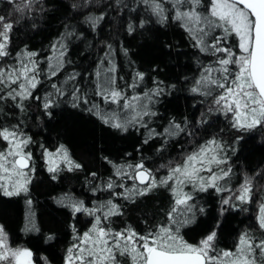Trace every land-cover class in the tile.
I'll list each match as a JSON object with an SVG mask.
<instances>
[{"label": "trees", "instance_id": "16d2710c", "mask_svg": "<svg viewBox=\"0 0 264 264\" xmlns=\"http://www.w3.org/2000/svg\"><path fill=\"white\" fill-rule=\"evenodd\" d=\"M23 2L0 0V15L14 23L8 45L10 55L0 60V66L26 59L23 56L26 51L36 52L42 83L35 96L52 92V83L60 85L70 73L77 72L80 76L75 83L90 103L73 107L70 95H66L57 106L46 111L42 100H26L22 108L11 100L0 102V128L19 126L20 131L31 137L25 151L32 153L31 163L35 168L29 173L27 193L9 197L0 190V224L4 225L12 247L29 249L35 264H64L68 249L78 243L75 237L89 231L95 222L93 216L84 212L73 214L68 205L77 201H83L87 208L109 200L119 205L122 215L104 221V226L114 231L131 228L141 235L154 232L168 223L175 201L171 188L158 187L147 195L133 194L127 199L113 195L131 189L135 183L127 177L122 181L116 177L114 166L134 165L143 160L159 180L167 176L169 167L182 162L187 154L213 138L229 147L227 167L232 168V173L219 183L222 189L230 188V191L209 188L207 192H194V200L190 202L195 204L194 220L181 227L179 234L188 243L197 244L215 230L218 250H234L240 235L246 231L257 240L264 239V229L258 223L261 208L254 201L257 195H262L264 200V127L233 128L229 114L221 110L209 114L206 110L218 90L213 89L210 96L191 91L203 68L214 64L215 56L194 47V41L178 22L171 19L163 24L156 22L141 0H35L30 10L17 12V5ZM209 3L210 0H202L201 10ZM100 15L104 19L95 27L87 22V17ZM140 21H145L143 28L137 26L134 32L127 31L129 23L138 25ZM214 34H221V30ZM58 41L67 49L65 66L56 77L46 80L48 58H54L62 50ZM106 45L112 46L109 60H105V53H109ZM238 45L239 37L230 35L227 46L236 55ZM112 63L115 72L106 73ZM97 69L102 74L114 75L119 87L133 83L137 72L144 73L143 81L135 89H126L129 96L157 86L163 89L150 105L157 115L145 118L147 127H129L124 132L103 123L88 110L93 102L104 111L116 108L95 95ZM72 84L70 81L63 85L69 93ZM171 121L182 126L186 122L185 131L175 136L164 133ZM150 130L162 135L150 136ZM60 145L67 148L73 161L83 166L81 169L70 171L65 162L52 161L53 156L46 155V152L56 154ZM7 148L8 142L0 138V151ZM57 165L58 171H48ZM244 176L255 178L251 203L232 197L228 205L223 204ZM109 179L116 184L122 182L124 187L105 189ZM183 191L192 192L191 186ZM200 208L204 211L200 212ZM119 259L120 264H133L130 256Z\"/></svg>", "mask_w": 264, "mask_h": 264}, {"label": "snow or ice", "instance_id": "6c2138e0", "mask_svg": "<svg viewBox=\"0 0 264 264\" xmlns=\"http://www.w3.org/2000/svg\"><path fill=\"white\" fill-rule=\"evenodd\" d=\"M35 0H24L17 5V12L30 10ZM147 10L156 18L158 23H167L174 20L185 29L194 41L193 46L201 52L215 56L214 64L203 68L200 79L191 89L194 93L205 96L212 95V90H218L213 103L225 115L232 114V127L242 130H251L264 127V0H210L206 9H202V0H141ZM169 5L170 7H167ZM104 15L89 16L87 22L95 27ZM145 21L138 25L129 23L127 31L132 33L136 27L143 28ZM14 23L0 15V60L10 55L8 45L11 40V31ZM217 29L221 34H214ZM235 34L239 37L241 55L237 56L228 45V37ZM73 35V33H68ZM62 49L57 56L49 57L48 70L45 79L56 77L65 66L66 46L62 41L57 42ZM56 45H53L55 48ZM109 53H105V60L110 59L111 45H106ZM127 54V50H124ZM38 53L26 51L23 56L11 66H0V102L11 100L22 108L24 101L42 100V107L48 109L57 106L59 99L70 95L72 106L90 103L86 94L81 92L75 83L80 73H70L62 84H51L52 92L43 97L35 96V90L41 85L40 61L35 59ZM55 63H52V60ZM70 63V61H68ZM101 64L104 63L102 60ZM115 64L106 69V73H114ZM144 73L137 72L133 83L124 87L117 86L114 75L102 74L100 69L95 72V95L105 104L115 105L112 111L102 110L98 104L92 103L88 109L103 123L110 127L127 132L129 127H147L145 118L157 115L150 107L154 97H159L163 89L159 86L142 94L129 96L126 89H135L139 81H143ZM73 82L70 93L65 90L64 84ZM147 101V103H145ZM51 115V113H48ZM186 129L175 121L170 122L164 133L169 136L178 135ZM151 135H162L150 130ZM0 138L8 142V148L0 151V190L5 196L19 195L28 192L30 183L29 173L34 172L32 153L25 151L31 143V137L20 131L19 126L14 128H0ZM147 143V140H145ZM48 157L54 154L46 152ZM55 155L66 163L68 169H81L83 166L76 163L69 156L64 145H60ZM107 159V158H105ZM111 163V161H109ZM228 165L223 143L213 138L196 151L187 154L182 162L169 167L167 176L157 180L151 169L145 167L143 160L134 165H117L115 176L127 177L135 183L131 189L122 192H113V195L123 196L126 199L135 196H144L158 187L171 188L174 196V206L168 214V223L160 225L154 232L146 235L137 233L134 229L126 228L114 231L104 226V221L115 215H122L120 206L111 200L93 208L84 206L83 201L69 204L73 214L84 212L93 216L95 222L92 228L78 235L68 249L66 264H120V257L130 256L133 264H264V239L257 240L249 232L240 235L234 250H218L216 248L217 233L210 231L197 244H190L179 234L181 227L192 223L195 217L193 193L207 192L209 188L217 192L222 190L220 181L230 177L232 168L221 167ZM27 169V171H25ZM59 166L49 167V172L58 171ZM93 177L96 173H91ZM56 177L53 176V179ZM191 185L192 192L183 191ZM107 190L117 187L123 188V183L116 184L109 179L104 186ZM252 196L251 180L245 179L234 198L241 202L250 200ZM232 197L223 200L228 205ZM29 204L31 201L28 202ZM106 209V211H104ZM203 212V208L198 209ZM100 213V215H97ZM191 214L189 216L188 214ZM103 217V220H102ZM183 217V218H181ZM259 227L264 229V206L258 218ZM51 238V237H50ZM32 252L29 249H13L8 246L7 234L4 225L0 224V262L12 264H32Z\"/></svg>", "mask_w": 264, "mask_h": 264}, {"label": "rangeland", "instance_id": "374dc122", "mask_svg": "<svg viewBox=\"0 0 264 264\" xmlns=\"http://www.w3.org/2000/svg\"><path fill=\"white\" fill-rule=\"evenodd\" d=\"M242 53H241V50L239 49V53H238V55L237 56H239V55H241ZM206 110L209 112V114L211 113H214L215 111H217L218 110V108H217V106H215L214 105V103H212V104H210V105H208L207 106V108H206ZM223 112V111H222ZM228 116H230V118H231V120H232V114L231 113H229V115ZM233 121V120H232ZM204 145V144H203ZM225 146V150L227 151L228 149H229V147H227L226 145H224ZM56 160H58V162H60L61 161V159H60V157H59V155H53V157H52V161H55L56 162ZM54 162V163H55ZM228 165H229V160H228ZM221 167H227V165H222ZM245 179H249V180H251V183H252V187H255V185H256V183H255V178H250V177H246V176H244L243 177V179H242V182H241V184H238L237 186H235L234 187V189L233 190H231V192L229 193V195H230V197H234L235 196V194L238 192V190L240 189V186L244 183V181H245ZM254 185V186H253ZM191 186V185H190ZM258 188V187H257ZM230 189V188H229ZM191 190H192V187H191ZM258 190V189H257ZM253 200V198H252V196H251V199L250 200H247V201H245V202H248V203H251V201ZM255 201V206H257L259 209L261 208L262 209V206H264V200H263V197H262V195L261 196H258L257 195V197H256V200H254ZM259 209H258V211H259ZM260 215H261V210H260ZM260 217V216H259ZM7 242H8V246L10 247V248H13V249H25V248H19V247H12L11 245H10V243H9V240H8V237H7ZM31 261H32V264H35V262L33 261V258L31 257ZM12 264H16V262L15 261H12ZM64 264H66V260H65V263Z\"/></svg>", "mask_w": 264, "mask_h": 264}]
</instances>
